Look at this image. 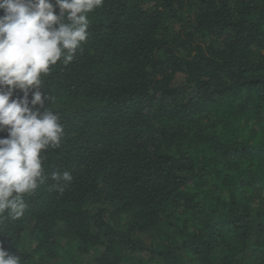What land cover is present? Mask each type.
<instances>
[{
	"label": "trees",
	"instance_id": "16d2710c",
	"mask_svg": "<svg viewBox=\"0 0 264 264\" xmlns=\"http://www.w3.org/2000/svg\"><path fill=\"white\" fill-rule=\"evenodd\" d=\"M88 19L42 74L36 108L64 135L0 246L21 264H264V0H104Z\"/></svg>",
	"mask_w": 264,
	"mask_h": 264
},
{
	"label": "clouds",
	"instance_id": "9594fccd",
	"mask_svg": "<svg viewBox=\"0 0 264 264\" xmlns=\"http://www.w3.org/2000/svg\"><path fill=\"white\" fill-rule=\"evenodd\" d=\"M103 4L104 0H0V131L7 130L0 138V219L23 216L25 194L48 179L44 154L60 147L64 126L57 112L40 110L45 100H54L41 92L42 74L58 61L66 66L75 59L89 37L88 13ZM16 90L22 96L13 98ZM50 178L58 189L73 179L68 171H54ZM0 264H21V257L0 246Z\"/></svg>",
	"mask_w": 264,
	"mask_h": 264
}]
</instances>
